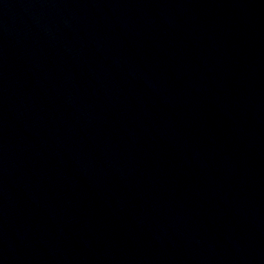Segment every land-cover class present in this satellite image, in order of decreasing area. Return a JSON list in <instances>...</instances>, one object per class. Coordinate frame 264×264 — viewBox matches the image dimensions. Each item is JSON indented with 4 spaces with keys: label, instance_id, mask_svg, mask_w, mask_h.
<instances>
[{
    "label": "water",
    "instance_id": "water-1",
    "mask_svg": "<svg viewBox=\"0 0 264 264\" xmlns=\"http://www.w3.org/2000/svg\"><path fill=\"white\" fill-rule=\"evenodd\" d=\"M0 264H264V0H0Z\"/></svg>",
    "mask_w": 264,
    "mask_h": 264
}]
</instances>
